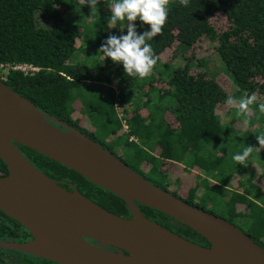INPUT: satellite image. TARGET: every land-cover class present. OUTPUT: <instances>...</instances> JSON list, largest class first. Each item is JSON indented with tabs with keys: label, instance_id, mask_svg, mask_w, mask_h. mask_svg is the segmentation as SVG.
Segmentation results:
<instances>
[{
	"label": "trees",
	"instance_id": "trees-1",
	"mask_svg": "<svg viewBox=\"0 0 264 264\" xmlns=\"http://www.w3.org/2000/svg\"><path fill=\"white\" fill-rule=\"evenodd\" d=\"M107 2L110 0H101L93 18L87 23L83 19L79 25L69 18L70 12L83 17L90 10L81 7L79 0H0V64H28L39 69L32 76L10 71L2 82L41 112L93 139L159 188L145 174L157 171L166 175L162 170L164 163L181 164L186 169L190 167V171L199 169L203 173L200 181L194 180L183 198L169 191L168 186L161 189L232 223L264 249V148L258 151L259 161L247 160V167L237 165L241 171H236L231 156L240 149L217 114L219 107L226 104L228 94L206 71H196L187 62L179 67L172 65L178 54L183 57L186 49L203 38L208 39L232 78V96L240 98L255 93L256 103H264V0H191L188 8L181 6L179 0H169L168 20L162 33L150 42L157 59L149 74L153 78L147 76L142 80L126 76L122 66L107 58L104 61L99 56L93 58L90 65L85 61L86 56L92 57L89 47L100 48L108 38L106 30L111 23ZM218 13L228 22L222 32L216 31L210 21ZM41 21L56 25H41ZM135 24L138 35L148 29L139 20ZM122 27L113 25V35L126 32ZM81 39L85 42L78 46ZM79 51L84 55L81 60L77 58ZM73 57L78 59L74 64ZM196 63L201 67L205 64L203 59ZM78 106L102 132L100 142L73 119ZM232 120L241 124L240 118ZM249 120L250 129L258 124V135L264 133V114L253 112ZM110 137L114 140L107 142ZM224 137L231 142L224 145ZM115 147L122 149L123 157L114 154ZM19 150L61 187L70 190L71 184L103 209L130 218L125 203L113 193L27 147L20 146ZM7 174L0 159V176ZM186 176L175 182L184 185L190 179ZM201 187L200 199H205L202 196L209 195L208 192L225 196L222 203L226 217L196 201ZM137 206L146 218L174 234L193 243L208 244L194 231L180 223L173 224L166 215ZM9 223L21 227L0 211V240L18 237ZM1 253L6 256H0V264H55L17 251L0 249Z\"/></svg>",
	"mask_w": 264,
	"mask_h": 264
},
{
	"label": "water",
	"instance_id": "water-1",
	"mask_svg": "<svg viewBox=\"0 0 264 264\" xmlns=\"http://www.w3.org/2000/svg\"><path fill=\"white\" fill-rule=\"evenodd\" d=\"M20 146L113 193L125 203L130 218L103 209L71 184L70 190L61 187L34 167ZM0 159L8 171L0 176V211L32 237L26 243L0 241V249L55 264H264V249L235 225L151 184L1 80ZM137 204L194 231L209 247L149 220Z\"/></svg>",
	"mask_w": 264,
	"mask_h": 264
},
{
	"label": "rangeland",
	"instance_id": "rangeland-1",
	"mask_svg": "<svg viewBox=\"0 0 264 264\" xmlns=\"http://www.w3.org/2000/svg\"><path fill=\"white\" fill-rule=\"evenodd\" d=\"M107 4H108V2H107ZM93 15L94 14L91 10H87V14H85L83 17L76 15L75 11H71L69 14V18L72 20V22L74 24L79 23V25H82L83 19H85L84 21H85V23H87V21H90L93 18ZM210 21H211V25L215 28L216 31L222 32V31L227 29L228 22H227L226 18L224 17V15L221 13H218L215 16H213ZM42 24L51 25V26L56 25L54 22H43V21H41V25ZM122 28H124V27H122ZM112 29H113V25L112 24L108 25V29L106 30L108 37L113 35ZM125 34H126V32L123 31L121 34H118L117 36L119 37V36L125 35ZM84 42L85 41L82 39L79 40L78 46H82L84 44ZM94 47L95 46H92V49H91V47H89V50H90V53L92 54V57L86 56L85 61L86 60L88 61L87 62L88 65L92 64V62L94 60L93 58H97L99 56V53H98L99 48L95 47L96 48V50H95ZM182 50H185V49H182ZM83 56L84 55H83L82 51H79L77 53V58L79 60L84 58ZM77 58L75 59L73 57L72 58L73 60L71 59L72 60L71 63L72 64L76 63V61H78ZM98 58H101V57L99 56ZM164 58H166V56H164ZM200 59L204 60L205 64L202 65L204 67L197 65L196 61L200 60ZM185 62H187L188 65L196 71H201V72L206 71V73H208L209 76L214 77L216 79V81L226 91L228 96H232L233 89H234V85H233L232 80H231L232 78H230L228 71L225 69V66H224L222 60L218 56V54L215 50V46L213 45V42H210V40L203 38L199 43H197L191 49H186L183 53V57L178 54V57L175 58L172 65H173V67L174 66L179 67V66H183L185 64ZM148 76L152 77V75H148ZM82 111L85 112V110L83 108L79 109V106H78L77 111L72 116L73 119L78 120V126L82 130L89 133V135H95L93 138L96 141L100 142L101 139L99 137L103 136L102 132L100 133L98 131L97 125L92 124L91 121L89 120V117L86 114V112L83 113ZM235 111H236V109L234 106H228L226 104L224 106L219 107V109L217 110V114L219 115L220 119L222 120V123L224 125L226 124L225 130H227L226 128H228L227 134L230 137L232 135V137H234L236 139V140L232 139V141H233L234 145L240 149L241 152L243 151L244 146H252L253 148H257L258 143L256 141L255 136H257L260 133V129L258 127V124L256 126H254V128L250 129L249 126L247 128H245L242 124L237 125L236 123H232L231 121H233L232 120L233 118H235V119L238 118L235 115ZM229 124H232L231 125L232 127L229 126ZM236 137H238V138H236ZM113 140H114V138L110 137L106 141L112 142ZM224 140H225V137H224ZM229 142H231V141L226 139L224 141V145L229 144ZM230 150H231V152L234 151L232 149V147H230ZM113 152H114V154L119 155L121 157L124 156L122 149L119 147H115ZM260 159H261L260 153L258 151H256V149H253L248 160L250 162L255 163L256 161H259ZM148 169L149 168H146V170H148ZM189 169H190V167H188V169L184 170V174H185V176L188 175L190 177V179H188L184 185H181L182 187L179 184H177V182H175L177 180L176 175L178 174V172L181 173L182 169L179 166H176V165L171 164V163H164L162 165V170L165 171L166 175L165 174L161 175V173H158L157 171H152L149 174H145V176H147L150 180L154 181L161 188H163L164 186H165L164 188H166V186H168L167 189L169 191L177 193V196L183 198L187 189L190 186H192L193 181L195 180V183L199 182L201 179V176H199V175H203L202 171H200L199 169L193 170V171H190ZM235 169H236V171H241L239 166H235ZM232 171L233 170L230 169V173H232ZM254 171H256V168ZM213 185L214 184L211 183V186H213ZM202 193H203V188L201 187L197 192V199L198 200H196V201L201 203L203 208L210 210L217 215L226 217L227 214L224 211L223 203H222V201H223L222 198L224 199L225 196L221 197V195H219L217 193L208 192L209 195H207V196L203 195L202 196V197H205V199H200ZM245 212H246V210H245Z\"/></svg>",
	"mask_w": 264,
	"mask_h": 264
},
{
	"label": "clouds",
	"instance_id": "clouds-1",
	"mask_svg": "<svg viewBox=\"0 0 264 264\" xmlns=\"http://www.w3.org/2000/svg\"><path fill=\"white\" fill-rule=\"evenodd\" d=\"M191 0H179L181 6L188 8ZM81 7H88L92 12L98 11L101 0H79ZM169 0H110L108 21L116 26L122 24L126 34L111 35L98 49L99 56L104 61L109 59L114 65L122 66L126 76L133 79H144L157 64L154 49L150 43L159 36L168 20ZM53 7L56 5L53 3ZM139 20L148 29L137 34L135 22ZM255 93L247 97L229 96L225 103L234 106L235 115L241 124L247 128L250 124L249 115L253 112L264 114V103H256ZM259 148L244 146L243 151H236L231 156L234 166L247 167V160L253 149L264 148V133L255 136Z\"/></svg>",
	"mask_w": 264,
	"mask_h": 264
},
{
	"label": "built area",
	"instance_id": "built-area-1",
	"mask_svg": "<svg viewBox=\"0 0 264 264\" xmlns=\"http://www.w3.org/2000/svg\"><path fill=\"white\" fill-rule=\"evenodd\" d=\"M10 71L19 72L24 76H32L35 73H37L39 69L32 65H28V64H4V65L0 64V80L5 81L6 74ZM123 127L125 130L128 129L125 123Z\"/></svg>",
	"mask_w": 264,
	"mask_h": 264
},
{
	"label": "flooded vegetation",
	"instance_id": "flooded-vegetation-1",
	"mask_svg": "<svg viewBox=\"0 0 264 264\" xmlns=\"http://www.w3.org/2000/svg\"><path fill=\"white\" fill-rule=\"evenodd\" d=\"M10 226L17 231V234H18V237L17 238H11L9 239L8 241H11V242H15V243H26V242H31L32 241V237L29 236V234L27 235L26 234V231L22 228V227H17L15 224H11L9 223ZM0 241H4V240H0ZM92 244L95 245L94 242H90ZM196 244H199L201 246H204V247H209L208 244H205L203 241H199L198 243ZM10 251V250H9ZM13 252V251H12ZM24 254V253H23ZM26 255V254H25ZM0 256L3 258L6 256V254L4 253H1Z\"/></svg>",
	"mask_w": 264,
	"mask_h": 264
},
{
	"label": "crops",
	"instance_id": "crops-1",
	"mask_svg": "<svg viewBox=\"0 0 264 264\" xmlns=\"http://www.w3.org/2000/svg\"><path fill=\"white\" fill-rule=\"evenodd\" d=\"M171 164H173V163H171ZM174 165L179 166L182 169L181 173L178 172V174L176 175L177 176L176 179L181 181V180H184L183 178H187V177H185V174H184V170H186V168H184V166H182L181 164L174 163ZM199 176H201V175H199Z\"/></svg>",
	"mask_w": 264,
	"mask_h": 264
}]
</instances>
